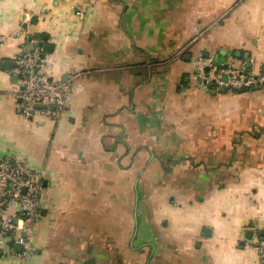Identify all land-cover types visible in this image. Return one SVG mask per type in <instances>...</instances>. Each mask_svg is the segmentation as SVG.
<instances>
[{"label": "crops", "instance_id": "0c3cea01", "mask_svg": "<svg viewBox=\"0 0 264 264\" xmlns=\"http://www.w3.org/2000/svg\"><path fill=\"white\" fill-rule=\"evenodd\" d=\"M20 28L73 77L58 122L16 107ZM0 35V158L47 175L27 264H262L264 83L193 75L212 56L264 76V0H0Z\"/></svg>", "mask_w": 264, "mask_h": 264}, {"label": "built area", "instance_id": "2783aa9c", "mask_svg": "<svg viewBox=\"0 0 264 264\" xmlns=\"http://www.w3.org/2000/svg\"><path fill=\"white\" fill-rule=\"evenodd\" d=\"M19 33L31 36L26 28H20ZM7 42L8 38L0 35V47ZM42 53L39 41L31 36L13 57L17 82L12 96L17 109L26 118L42 116L58 122L68 111L73 77L66 80L52 78ZM193 79L201 90L216 86L245 91L260 88L264 83V76L245 68L218 67L212 56L196 60ZM46 180L44 169L31 168L13 157L0 158V240L7 238L20 245L22 251L16 255L24 264L33 252V225L41 216ZM254 245L264 264V238Z\"/></svg>", "mask_w": 264, "mask_h": 264}, {"label": "water", "instance_id": "95a60500", "mask_svg": "<svg viewBox=\"0 0 264 264\" xmlns=\"http://www.w3.org/2000/svg\"><path fill=\"white\" fill-rule=\"evenodd\" d=\"M35 37L38 38V39L40 38L39 35H36ZM43 45H44V43L41 42L39 46H40V47H43ZM50 49H53V47L50 46ZM64 80H66V79H64ZM225 80H227V79L225 78ZM208 90H209V88H206V91H207V92H208ZM225 90H226V89H225L224 87H222V88L220 89V91H222V92H225ZM215 92H216V91L214 90L213 93H215ZM207 231H208V230H207ZM207 231H206V232H207ZM251 237H252V232H249V233H248V238L251 239ZM15 249H16L17 252H21V251H22V247H21L20 245H16V246H15Z\"/></svg>", "mask_w": 264, "mask_h": 264}, {"label": "trees", "instance_id": "16d2710c", "mask_svg": "<svg viewBox=\"0 0 264 264\" xmlns=\"http://www.w3.org/2000/svg\"><path fill=\"white\" fill-rule=\"evenodd\" d=\"M242 92H245L244 90L243 91H239L238 93H242ZM237 93V92H236Z\"/></svg>", "mask_w": 264, "mask_h": 264}]
</instances>
